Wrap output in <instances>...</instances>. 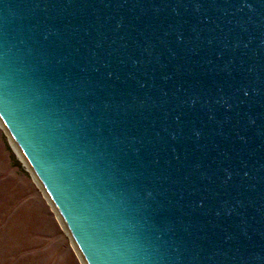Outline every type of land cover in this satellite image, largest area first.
Segmentation results:
<instances>
[{"label": "water", "instance_id": "obj_1", "mask_svg": "<svg viewBox=\"0 0 264 264\" xmlns=\"http://www.w3.org/2000/svg\"><path fill=\"white\" fill-rule=\"evenodd\" d=\"M0 122L85 264H264V0H0Z\"/></svg>", "mask_w": 264, "mask_h": 264}, {"label": "rangeland", "instance_id": "obj_2", "mask_svg": "<svg viewBox=\"0 0 264 264\" xmlns=\"http://www.w3.org/2000/svg\"><path fill=\"white\" fill-rule=\"evenodd\" d=\"M0 264H84L1 124Z\"/></svg>", "mask_w": 264, "mask_h": 264}, {"label": "bare ground", "instance_id": "obj_3", "mask_svg": "<svg viewBox=\"0 0 264 264\" xmlns=\"http://www.w3.org/2000/svg\"><path fill=\"white\" fill-rule=\"evenodd\" d=\"M0 124L2 125V123L0 122ZM2 127H3V125H2ZM4 128V127H3ZM7 133V132H6ZM8 134V133H7ZM8 136H9V134H8ZM9 139L11 140V143H12V146L14 147V149H15V151L17 152V154L19 155V157L21 158V160L25 163V165H26V167L30 170V168H29V166H28V164L26 163V161H25V159L23 158V156H22V154L20 153V151L18 150V148H17V146L15 145V143L13 142V140L11 139V137L9 136ZM30 172H31V170H30ZM31 174L33 175V177H34V179L36 180V182H37V179H36V177L34 176V174L31 172ZM38 183V185L40 186V188L42 189V187H41V185L39 184V182H37ZM42 191H43V189H42ZM46 198L48 199V197L46 196ZM49 200V199H48ZM51 203V202H50ZM57 213V212H56ZM59 216V215H58ZM60 218V217H59ZM61 220V219H60ZM63 224V223H62ZM73 242V241H72ZM74 244V243H73ZM74 246H75V244H74ZM76 247V246H75ZM77 249V248H76ZM78 251V250H77ZM80 254V253H79ZM83 260V259H82ZM84 264H85V262H84Z\"/></svg>", "mask_w": 264, "mask_h": 264}]
</instances>
